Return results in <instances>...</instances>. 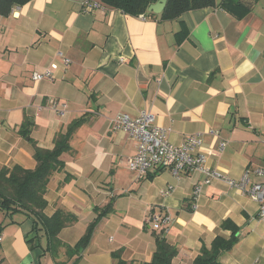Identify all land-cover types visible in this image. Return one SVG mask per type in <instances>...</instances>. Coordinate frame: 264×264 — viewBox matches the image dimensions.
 Here are the masks:
<instances>
[{
	"label": "crops",
	"instance_id": "obj_1",
	"mask_svg": "<svg viewBox=\"0 0 264 264\" xmlns=\"http://www.w3.org/2000/svg\"><path fill=\"white\" fill-rule=\"evenodd\" d=\"M244 1L251 7L241 16L221 0L169 20L86 0H30L0 15V169L34 168V143L51 149L57 132L83 119L45 193L46 216L62 208L76 220L49 250L28 216L0 210V264H144L161 231L177 248L171 264H192L202 245L229 237L226 221L238 240L220 264H264L256 201L199 171L151 168L138 177L126 163L136 141L113 123L149 111L173 143L200 135L208 167L263 181L264 0ZM45 70L51 78H32ZM94 221L87 245L69 255Z\"/></svg>",
	"mask_w": 264,
	"mask_h": 264
},
{
	"label": "trees",
	"instance_id": "obj_2",
	"mask_svg": "<svg viewBox=\"0 0 264 264\" xmlns=\"http://www.w3.org/2000/svg\"><path fill=\"white\" fill-rule=\"evenodd\" d=\"M30 0H0V15L7 16L16 6H22ZM88 4L97 2L101 7H109L121 10L133 15H156L148 11L150 4L158 0H86ZM216 0H167L164 9L159 14L161 19L169 20L177 18L184 12L214 6ZM221 6L241 16L251 7L250 2L244 0H221ZM93 8V7H92ZM83 121L78 118L72 121L65 132L59 131L54 137V145L51 149L40 148L34 143L33 158L35 166L32 169L14 165L13 167H2L0 169V210L12 215L21 212L33 221L36 233L42 231L46 235L48 249H56L61 245L58 238L60 230L72 224L76 217L69 211L59 208L52 216H46L44 208L47 205L45 193L51 175L63 168L64 161L61 159L63 153L70 150V138ZM110 206L102 209L98 217L105 214ZM96 221L89 224L86 232L74 246H67L69 255L79 253L89 242ZM222 227L231 229L229 237L217 235L207 247L202 245L200 251L192 264H220L221 254L234 246L238 238L236 236L237 227L230 221L222 224ZM3 226L0 224V233ZM160 233H155L156 248L150 261L144 264H171V260L177 253V248L169 243L166 237ZM120 252H114L113 257L119 258ZM118 264H123L118 260Z\"/></svg>",
	"mask_w": 264,
	"mask_h": 264
},
{
	"label": "built area",
	"instance_id": "obj_3",
	"mask_svg": "<svg viewBox=\"0 0 264 264\" xmlns=\"http://www.w3.org/2000/svg\"><path fill=\"white\" fill-rule=\"evenodd\" d=\"M89 7H101L99 3L92 2ZM68 64L69 59L64 58ZM34 80L51 78V72H34ZM53 108L57 104L52 102ZM66 105H59V112L64 113ZM114 127L125 131L136 141L135 154L127 158L126 163L129 170L135 172L138 177L148 172L151 168L169 169L174 174L188 171H199L204 174V181L208 183L212 179H218L227 184L228 187L238 189L249 195L258 203V219L264 221V180L261 182L250 181L248 171H245L239 179H232L216 169L205 164V155L201 151L202 138L200 135H189L181 143L176 144L167 139L166 131L154 125V115L143 110L136 117H130L126 113L118 114L113 119ZM216 133V131L212 132ZM220 144V149L223 148ZM256 173L264 177V169H256ZM199 189H197L198 191ZM153 228L161 226L162 218L154 215ZM255 264V263H253Z\"/></svg>",
	"mask_w": 264,
	"mask_h": 264
},
{
	"label": "water",
	"instance_id": "obj_4",
	"mask_svg": "<svg viewBox=\"0 0 264 264\" xmlns=\"http://www.w3.org/2000/svg\"><path fill=\"white\" fill-rule=\"evenodd\" d=\"M166 1L167 0H158L155 3L150 4L148 7V11H151L153 13H161L165 7Z\"/></svg>",
	"mask_w": 264,
	"mask_h": 264
}]
</instances>
